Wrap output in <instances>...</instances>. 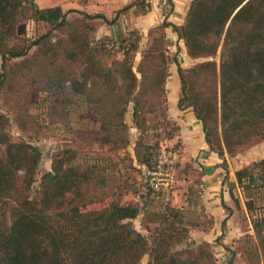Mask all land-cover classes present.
<instances>
[{
  "label": "trees",
  "instance_id": "1",
  "mask_svg": "<svg viewBox=\"0 0 264 264\" xmlns=\"http://www.w3.org/2000/svg\"><path fill=\"white\" fill-rule=\"evenodd\" d=\"M147 4L132 0L116 15L133 7L144 14ZM117 16L108 20L60 6L42 8L35 0H0V100L6 112H0V264H138L144 255L146 264H220L210 242L189 240L191 225L181 207L167 203L156 226L142 221L148 234L134 231L123 219L135 217L136 207L120 205L109 194L105 169L73 164L67 152L53 158L34 190L41 152L8 131L11 121L22 133L39 131L25 110L33 90L57 93L67 107L73 103L66 97L70 92L96 107L99 132L118 154L130 142V128L142 134L157 105L167 119L163 105L173 62L180 83L177 106L192 109L210 151L233 156L264 138V0H192L181 25L165 17L149 30L135 68L140 32L118 40L122 58L112 56L110 42L95 37L100 24H112ZM24 21L44 31L20 35ZM166 28L183 40L189 57L202 61L183 68L169 54ZM106 55L112 57L108 64ZM130 105L131 125L125 119ZM132 150L146 170L159 153L141 135ZM256 169L264 172V158L236 170L237 184L250 187ZM149 196L145 192L144 200ZM246 207L249 212L251 202ZM146 209L144 203V214ZM252 228L258 250L249 262L256 256L264 264V214Z\"/></svg>",
  "mask_w": 264,
  "mask_h": 264
},
{
  "label": "rangeland",
  "instance_id": "2",
  "mask_svg": "<svg viewBox=\"0 0 264 264\" xmlns=\"http://www.w3.org/2000/svg\"><path fill=\"white\" fill-rule=\"evenodd\" d=\"M152 4V0H148L147 12L148 10H151ZM165 4L166 15L164 17H161V15L157 12L153 14L151 21L153 22V24H155L153 25V27L160 24L165 17H167V21H169L168 17L174 12V2L172 0L171 2L165 0ZM134 11L140 14L139 7H134ZM128 12L129 10L120 13V15L128 14ZM146 13H141V15H145ZM69 15H77V13H70ZM184 18L185 16L183 17V20ZM132 30H137L138 32H140L136 28ZM42 31H44V27L41 24L35 23L33 21H24L18 26V33L27 37H35ZM128 32L121 38L125 37ZM148 32L146 38L147 43ZM140 43L139 51L134 57L133 61L134 68L137 66V62L140 59L139 52L145 48L142 47V34ZM183 43L184 42L179 44L177 41L173 44L168 45V51L171 57L177 56L183 68H189L199 61H202V59H192L191 57H189L186 53V49ZM118 46L119 45L117 40L111 41L110 52L112 56L116 55L118 58H122V55L119 53L121 51H119ZM111 59V56L106 55L104 57V63L108 64ZM171 64L176 67L173 62ZM66 97L71 98L73 101V103L68 107L63 102L62 97L57 93L37 90L32 91L29 104L25 110L37 122L40 128L37 133H22L18 130L17 126L12 121L10 123L8 131L13 140L18 141L20 139H23L29 141L33 145L37 146L41 152L38 174L36 176V181L33 184L34 190L37 191L39 188L41 175L51 170V163L53 158L67 152V154L72 157L73 164L83 166L98 165L103 167L105 169V175L107 178V190L109 194H111V196L115 198H117V196L125 195L128 189H131L134 193H137L138 191L150 193V196L146 200H144V198L137 197V194L134 195L135 200L133 199V204L135 205L134 207H136L135 210L137 211V213L132 219H123V221H128L131 224V227L134 231L140 232L141 234H148V231L145 230L142 225V221H146V223H148L150 227L156 226L161 219L165 205L167 203H170L172 205L171 199L176 197H173L172 194L173 192L177 191V194L179 196L178 199H187L188 201V206L183 207V212L185 215V220L191 225L189 229V240H194L197 242L203 241L199 238V236H191V231H196L198 229L205 230L207 228V220H196V218H194V215L192 214L193 211L189 208L190 205L200 207L201 204L200 190L202 189V186L200 184L202 167L195 160H191L186 163L180 161L181 143L180 141L176 140V136L178 135L176 122L169 120L167 114V119L164 120V118L160 115V109L157 105L155 107V112L147 116V125L145 131L140 134V132L137 130V138L141 135L146 143L157 144L158 150L170 149L175 151L179 157L176 183L174 187L169 190V192L161 190L155 191L151 189L148 190V188L150 187L147 186L146 183L142 185V187H144L143 189L138 185L135 186V184L140 183V181L138 182L134 178V183V180L132 179V175L135 171H139L142 180L145 179L147 172L146 169L145 171L138 170L132 164L130 152H133V150L130 149V147H132L133 144L131 143L133 134L130 133V142L128 146L121 150L118 154L109 151L107 146L108 138L101 135L99 132L96 107H87L83 97L80 95L66 92ZM163 106L166 108V102ZM1 111L5 112L0 100V112ZM9 116L11 117V115ZM174 124H176L175 127ZM172 139H174V142H170V140ZM222 158L225 160V164L223 165L225 174L223 182L228 184L230 178V171L228 170L229 165L227 163L228 160L231 162L232 167L243 168L254 161L263 159L264 138H254L252 142L241 147L235 155L230 156L228 154H224ZM254 174L255 181L253 184H251L250 187L243 188L241 186L244 197L247 199V202H251L252 205L251 210L248 212L252 221L264 214V172L256 169L254 171ZM245 184H247L246 181H244V185ZM144 203H146L147 209L144 216L141 217V214L143 212L142 207ZM119 214L120 212L118 211L117 215ZM199 214L201 215V212H199ZM200 221L202 222L201 225ZM255 240L256 245L250 247L249 250L246 251L249 264V257L252 255V252L258 250V242L256 236ZM211 245L213 244L211 243ZM253 255L251 257H253ZM255 260L256 261L254 264H262L257 261L256 256ZM147 261L148 255H144L138 264H146Z\"/></svg>",
  "mask_w": 264,
  "mask_h": 264
},
{
  "label": "crops",
  "instance_id": "3",
  "mask_svg": "<svg viewBox=\"0 0 264 264\" xmlns=\"http://www.w3.org/2000/svg\"><path fill=\"white\" fill-rule=\"evenodd\" d=\"M172 1L174 2V12L168 17V20L175 25H181L192 0ZM35 2L42 8L60 6L63 10L81 11L86 14H102L108 20H111L116 18L117 10L129 5L132 0H35ZM152 3L151 10H148L145 15L136 13L133 7L129 9L128 14H119L116 21L112 24H100L95 32L96 39L106 42L118 41L128 31L136 28L142 34V47H145L147 32L155 25L151 22L153 14L157 12L161 17L166 15L165 0H152ZM166 38L168 45L177 41L179 44L183 42V40L178 39L176 33L170 28L166 29ZM179 97L180 83L178 74L176 67L170 64L166 81V114L169 120L176 122L178 125L176 140L181 143L180 161L186 163L195 160L202 167L201 204L200 207L190 205L189 208L193 211L192 214L196 220H207V228L205 230H192L191 236H199L200 239L211 242L214 255L221 264H228L230 261L231 264H249L246 251L256 245V240L252 228V220L246 207L247 199L244 197L242 187L237 184L234 174L241 167H232L231 162L228 160L229 183L223 182L225 160L209 150L202 130V124L195 117L192 109L178 108ZM125 119L129 125L132 124L131 105L127 110ZM130 133L133 134L131 142L133 143L137 139V129L131 127ZM170 142H174V139L170 140ZM130 158L133 166L138 170L145 171L143 165L136 163L132 151L130 152ZM134 178L136 181H140L135 186L138 185L140 187L146 180V176L142 180L139 171L133 173L132 179L134 180ZM142 188L144 189V187ZM144 193L143 191L134 193L131 189H128L125 195L117 196L116 200L120 205L135 206L133 204L134 195L137 194V197L144 198ZM172 196H176L171 199L173 206L182 208L188 206L187 199H178L177 191L173 192ZM199 212H201V215ZM143 216L144 212L141 214V217ZM201 224L202 222L200 221Z\"/></svg>",
  "mask_w": 264,
  "mask_h": 264
},
{
  "label": "built area",
  "instance_id": "4",
  "mask_svg": "<svg viewBox=\"0 0 264 264\" xmlns=\"http://www.w3.org/2000/svg\"><path fill=\"white\" fill-rule=\"evenodd\" d=\"M179 157L173 150L161 149L153 167L146 172L145 183L155 191H169L176 183Z\"/></svg>",
  "mask_w": 264,
  "mask_h": 264
}]
</instances>
